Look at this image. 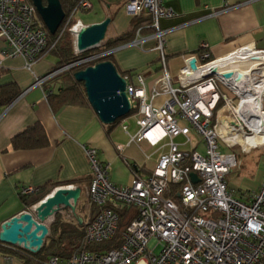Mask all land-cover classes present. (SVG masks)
Listing matches in <instances>:
<instances>
[{
  "label": "built area",
  "instance_id": "obj_1",
  "mask_svg": "<svg viewBox=\"0 0 264 264\" xmlns=\"http://www.w3.org/2000/svg\"><path fill=\"white\" fill-rule=\"evenodd\" d=\"M91 7L90 0H81L64 17L58 36L50 40L31 0H0V41L11 48L1 54L21 57L24 68L32 71L54 48L65 28L74 42V25L80 23V28L86 25L79 19L69 23L78 11ZM124 7L132 16L145 12L150 15L148 27L160 62L159 75L149 94L145 93L141 74L135 75L134 82L129 81V75H122L131 107L128 116L136 124L135 130L128 122L123 126L129 135L127 145L146 141L155 152L164 147L165 150L158 153L149 176L141 177L135 167L129 184L116 185L110 180L111 165L99 159L98 148L83 146L91 177L80 197L85 195L87 210L92 206L94 209L85 219L81 218L82 246L69 255H50L46 264H264V175L256 190L234 195L226 176L239 162L234 154L220 149L237 147L243 153L262 149L264 155V140L246 142L253 136L264 135V125L245 115L250 112V101L257 99L260 115L264 117V76L248 75L237 80L239 86H235L233 74L225 77L216 68L215 63L224 53L214 55L205 43L196 53L180 55L182 66L173 76L159 21L173 17L174 11L162 0H128ZM142 40L143 37L137 36L129 44L138 46ZM247 46L250 45L228 51ZM248 51V57L264 62V49L251 45ZM108 52L35 76L34 83L41 85L71 66ZM193 58L195 69L189 64ZM159 97L163 98L162 103L156 104ZM192 132L201 138L196 144ZM178 137L182 141H177ZM200 142L203 152L197 149ZM186 145L191 146L186 149ZM116 149L121 153L124 146L117 145ZM145 157L148 159L150 155ZM191 173L197 175V182L191 180ZM173 186L177 187L172 189ZM37 189L22 186L20 195L36 194ZM168 193H176L177 199ZM123 209L133 210L134 217L121 232L118 244L110 249L90 248L114 239ZM67 215L74 218L71 212Z\"/></svg>",
  "mask_w": 264,
  "mask_h": 264
},
{
  "label": "crops",
  "instance_id": "obj_2",
  "mask_svg": "<svg viewBox=\"0 0 264 264\" xmlns=\"http://www.w3.org/2000/svg\"><path fill=\"white\" fill-rule=\"evenodd\" d=\"M127 1L90 0L91 9L81 10V13L78 11L83 18L76 19L89 25L111 18L101 45L126 34L122 43L110 49L112 62L122 75H129L130 82H134L136 74H141L145 93L149 94L160 70L158 53L153 50L155 39L148 27L151 17L146 12L139 16L130 15L124 7ZM162 2L175 13L173 17L159 21L164 31L168 68L173 76L182 66L180 55L198 52L202 43L207 44L214 55L224 53L221 57L232 53L228 50L238 46L253 45L264 49V0ZM137 36L143 37L141 43L138 46L129 44ZM2 51H11V48L0 41V86L14 82L20 93L11 103L0 106V230L5 220L26 209L20 195L22 186L40 188L52 182L79 179L72 185L84 191L91 177L83 149L85 145L97 147L99 159L110 163V180L116 185L129 184L132 168L135 167L141 177L151 174L158 153L165 147L155 152L146 141L127 145L129 135L123 126L128 122L135 130L132 117L105 125L89 104L63 105L52 110L46 90L57 88L54 76L41 85L34 82L35 76H44L54 70L58 61L56 55L47 53L33 66L32 71H28L21 57H6L1 54ZM162 100L159 97L155 102L160 104ZM34 123L42 125L48 143L35 148H13L11 138ZM178 138L177 141H182V137ZM133 144L143 152V157H136L135 152L129 149ZM117 145L124 146L121 153L117 151ZM148 148H152L150 153L153 154L145 152ZM145 154L150 157L146 159ZM34 196L29 195L28 202ZM81 196L85 205L87 199L85 195ZM93 209L92 206L87 210L85 206L84 211H88V216ZM78 215L83 219L87 217L81 213ZM0 264L26 263L18 255L0 252Z\"/></svg>",
  "mask_w": 264,
  "mask_h": 264
},
{
  "label": "water",
  "instance_id": "obj_3",
  "mask_svg": "<svg viewBox=\"0 0 264 264\" xmlns=\"http://www.w3.org/2000/svg\"><path fill=\"white\" fill-rule=\"evenodd\" d=\"M38 15L50 34H55L60 27L65 13L59 0H31ZM111 18L83 26L76 33L73 42L75 52L81 53L97 48L105 39ZM190 67L196 68L195 59H191ZM228 77L229 74H225ZM76 81L82 82L86 100L98 119L105 125L115 123L131 113L130 102L126 94V80L117 70L113 62L104 60L86 66L74 72ZM247 101L244 102L246 104ZM193 182L198 178L190 174ZM81 188L58 186L38 201L31 203L25 210L12 216L1 224L0 242L17 245L35 253L40 250L45 237L49 234L47 220L59 209L68 208L79 224L81 217L76 213V205Z\"/></svg>",
  "mask_w": 264,
  "mask_h": 264
},
{
  "label": "trees",
  "instance_id": "obj_4",
  "mask_svg": "<svg viewBox=\"0 0 264 264\" xmlns=\"http://www.w3.org/2000/svg\"><path fill=\"white\" fill-rule=\"evenodd\" d=\"M61 7L67 17L73 8L81 0H59ZM45 3V0H43ZM40 18V16H39ZM41 19V18H40ZM75 17L70 21L69 25L75 22ZM64 22V21H63ZM44 28H47L44 25ZM62 30V26L58 28L55 34H49L50 40H54L59 32ZM126 35V34H125ZM125 35H122L113 40H107L104 45L100 47L89 49L87 51L81 52L79 54L73 53V43L70 33L67 28H65L59 39L56 41L54 48L49 52L56 55L58 61L54 68H60L65 65H70L77 60L93 56L100 52H105L111 48L119 45L126 38ZM109 60L112 62V54L110 52L89 60L77 65L71 66L66 70L61 71L54 76V80L58 83L55 90H46L47 100L52 108V110H57L63 105H83L88 104L86 100L85 90L82 82H78L74 79V72L85 68L89 65H94L97 62ZM129 74V73H127ZM126 75V74H124ZM20 93L18 87L14 82L7 83L0 86V106L7 105L11 103ZM220 106V104H218ZM117 120L116 122H118ZM115 122V123H116ZM48 143L45 131L40 123H34L23 131L15 134L11 138V145L15 149H26V148H35L41 147ZM79 179H70L64 181H57L46 184L43 187L37 189V193L34 198L28 202L29 195H21V199L25 204V207L29 206L31 203H34L44 197L52 189L58 186L75 184L79 182ZM177 186H173L172 189H175ZM172 198L177 199L176 193H168ZM134 217V211L131 209H123L120 212L119 228L118 233L114 239L104 242L102 244H94L89 246L90 248H105L110 249L115 247L120 239L121 232L128 224L129 220ZM49 234L45 237L42 247L39 251L32 253L23 249L17 245H9L0 242V252L18 255L23 259L26 264H46V260L50 255H69L71 252L82 246V237H83V224H79L76 219L71 218L67 219L63 217L58 212L54 214L52 222L48 226Z\"/></svg>",
  "mask_w": 264,
  "mask_h": 264
},
{
  "label": "rangeland",
  "instance_id": "obj_5",
  "mask_svg": "<svg viewBox=\"0 0 264 264\" xmlns=\"http://www.w3.org/2000/svg\"><path fill=\"white\" fill-rule=\"evenodd\" d=\"M80 13H77L75 15V19L77 17L80 19L83 18V16ZM71 38H72V36H71ZM72 43H73V38H72ZM73 53H74V51H73ZM224 92L229 94L226 90ZM247 113H249L247 115V117H248V119H250L251 110H250V112H247ZM191 135L193 138V143H194V140L196 143V142H199V140L201 139L199 136L193 135V132ZM253 138L255 139V136H253ZM176 140H179V138H176ZM185 148H190V145L185 146ZM129 149L135 152L136 157H139V156L143 157V152L135 144L131 145L129 147ZM197 149L199 151L203 152V145L201 142L198 143ZM220 149L223 152H228V153L234 154L237 161L239 162L238 167L233 169L226 176V179H227L228 185H229V189L232 190L234 195L240 196L241 194H244L246 192L256 190L259 187V185L261 184V182L263 180V175H264L263 150L262 149H254L251 152L243 153L237 147L228 149V148L221 146ZM151 151H152V148H148V150H146L145 152L150 153ZM150 154H153V153H150ZM152 161L153 160H151L150 163H152ZM83 200H84L83 196H81L80 200H78L77 205H76V213H78V214L81 213L84 216H87L88 211L87 210L84 211L85 205H84ZM57 212L59 214H61L63 217L70 219V217H68V215H67L68 213H70L68 208H61ZM71 216H73V215H71ZM53 217H54V215L47 220L48 226L52 222Z\"/></svg>",
  "mask_w": 264,
  "mask_h": 264
},
{
  "label": "bare ground",
  "instance_id": "obj_6",
  "mask_svg": "<svg viewBox=\"0 0 264 264\" xmlns=\"http://www.w3.org/2000/svg\"><path fill=\"white\" fill-rule=\"evenodd\" d=\"M80 29V23H77L73 27V34L76 33ZM250 46H247L243 49H237L232 53H229L216 62V68L224 72L225 74H229L231 76L233 74L235 81L234 85L239 86L238 81L240 78H247L248 75L252 76H264V62L259 61L258 58H253V56L248 57ZM251 105L249 109L251 110L250 119L253 121L259 122L261 125H264V117L260 114V104L259 100L250 101ZM249 113H245L246 117ZM260 116V117H259ZM248 118V117H247ZM264 140V135H260V137L256 136L255 139L249 138L246 140L247 143L261 142Z\"/></svg>",
  "mask_w": 264,
  "mask_h": 264
}]
</instances>
